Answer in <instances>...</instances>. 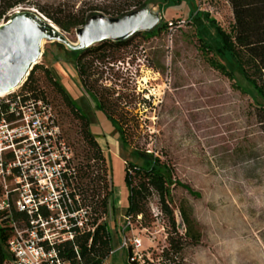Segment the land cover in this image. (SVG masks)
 Returning a JSON list of instances; mask_svg holds the SVG:
<instances>
[{
    "label": "rangeland",
    "instance_id": "374dc122",
    "mask_svg": "<svg viewBox=\"0 0 264 264\" xmlns=\"http://www.w3.org/2000/svg\"><path fill=\"white\" fill-rule=\"evenodd\" d=\"M112 1L35 0L55 14L60 4L66 3V11L76 12ZM149 3L161 11L159 26L150 33H138L132 44L119 52L117 61L103 67L102 82L115 90L113 98L118 94L128 96V103L122 101L120 106L129 118L136 117L142 123L137 131L131 130L134 146L160 156L172 167L174 178L192 188L195 195L181 186L171 187L170 207L178 235L170 220L159 213V199L154 193L147 199L146 220L142 224L133 222L126 229L127 154L121 152L114 131L105 134L100 128L92 129L111 168L114 187L115 215L108 219L114 253L105 264H132L128 248L133 250L134 238L142 240L139 254L150 264H264V131L258 108L249 94L212 67L213 59L224 63L214 51V30L205 18L195 16L196 11L207 14L209 21L229 33L234 25L232 6L227 0H191L180 8H171L168 0ZM175 19L189 22L172 30L163 27ZM159 27L163 28L157 31ZM66 35L77 41L75 29ZM42 52L37 65L48 68L82 112L99 122L102 114L86 96L74 62L61 46L45 43ZM34 78L45 100H28L18 109L16 105L18 113L12 125L0 131V141L8 133L26 138L5 151L12 150L16 165L33 182L19 184L12 173L4 171L0 183L11 192L13 205L19 199L28 202L30 189H34L41 203L48 202L52 208L49 223L35 222L33 234L21 222L14 225V237L26 250L19 264H37V252L31 247L32 242L40 241L37 231L44 235L41 241L63 240L70 237L63 233L70 227L66 216H84L83 211L69 213L74 205L66 193L71 190L59 173L66 162L71 160L72 166L84 164L91 154L81 122L61 94L40 69ZM26 95L22 85L3 100L13 103ZM38 134L44 138L41 145L35 139ZM77 200L80 203L79 197ZM182 204L192 208L201 234L198 244L185 237L179 213ZM30 205L34 208V203ZM170 236L178 242L177 252L169 251ZM124 240L128 247L123 245ZM163 252H168L167 258ZM40 258L43 264H50Z\"/></svg>",
    "mask_w": 264,
    "mask_h": 264
},
{
    "label": "trees",
    "instance_id": "16d2710c",
    "mask_svg": "<svg viewBox=\"0 0 264 264\" xmlns=\"http://www.w3.org/2000/svg\"><path fill=\"white\" fill-rule=\"evenodd\" d=\"M115 1V2H114ZM152 0H113L108 5H91L88 8L79 9L76 12L70 9L66 11L67 4H60L58 11L51 13L35 0H0V23L8 20L9 15L16 9L33 7L46 18L50 19L60 29L71 32L85 24L86 20L97 13H103L111 17H120L124 14L145 7ZM172 2L171 8H180L183 2L191 0H168ZM233 10L234 25L231 32H226L213 21L208 20V15L199 11L195 12L198 18H205L214 30L213 43L216 55L224 61L211 60L214 69L234 81L238 88L249 94L257 105L260 123L264 131V0H227ZM179 19H175L176 21ZM172 21V20H171ZM163 27L167 28V23ZM163 27H159L160 31ZM135 34L124 42L104 41L85 51L69 52L61 46L71 61L74 62L76 73L87 97L95 107L110 122L114 132L118 135L121 152L127 154L124 166V182L127 188V207L125 212L126 229L127 219L130 226L133 222L142 224L147 218V199L154 193L159 199L160 212L171 223L172 230L178 235L172 203L171 187L181 186L189 193L195 195L192 188L182 184L174 178L172 167L153 152L134 146L131 130L137 131L142 123L136 118H129L122 101L126 102L128 96L118 94L113 98L115 90L104 86L103 67L118 60L120 51L128 48ZM210 47V46H209ZM41 70L48 82L61 94L67 106L75 113L82 125L83 135L87 146L91 150L90 157L84 164L72 166L71 160L59 173L64 184L71 191L66 196L73 202L69 213L84 212L81 217L66 216L70 223L67 233L70 237L56 242L43 241L40 245L45 251H53L56 257L65 264H105L114 253L112 246L113 234L108 223L111 215H115L114 187L111 168L108 165L101 144L91 129L90 118L82 112L74 100L65 91L63 86L52 77L51 71L45 66H35L27 81L23 84V90L27 95L22 96V102L28 100H45L39 90L34 75ZM9 104H3L0 109V119L11 121L15 118V111L10 112ZM40 144L44 141L37 138ZM15 161L12 152L4 156V166ZM13 175L20 176L21 169H12ZM3 188L0 186V196ZM64 197V196H63ZM79 197V200H77ZM61 200H58L59 203ZM60 207L59 204H57ZM38 212L30 216L25 211L18 210L13 203L8 212L0 213V264H9L13 261V254L9 249V241L14 237V225L23 223L30 230L31 222L39 219L50 221L51 211L47 205H39ZM180 216L185 225V237L198 244L201 234L197 230V223L192 218V208L182 204L179 207ZM158 220V216L155 217ZM81 224L82 226H79ZM42 233L39 234L42 237ZM169 251L177 252V241L171 236L168 238ZM168 251V252H169ZM163 252V257L168 256ZM131 248H128V259L132 258ZM132 264H150L149 259L143 262L133 261Z\"/></svg>",
    "mask_w": 264,
    "mask_h": 264
},
{
    "label": "water",
    "instance_id": "95a60500",
    "mask_svg": "<svg viewBox=\"0 0 264 264\" xmlns=\"http://www.w3.org/2000/svg\"><path fill=\"white\" fill-rule=\"evenodd\" d=\"M162 20L153 4L120 17L90 16L76 28V42L50 19L33 8H20L0 23V94H11L28 79L42 57L45 43H58L69 52L85 51L104 41L124 42L138 33H150Z\"/></svg>",
    "mask_w": 264,
    "mask_h": 264
},
{
    "label": "built area",
    "instance_id": "2783aa9c",
    "mask_svg": "<svg viewBox=\"0 0 264 264\" xmlns=\"http://www.w3.org/2000/svg\"><path fill=\"white\" fill-rule=\"evenodd\" d=\"M20 9V8H19ZM16 9V10H19ZM15 10V11H16ZM189 21L184 20V19H179L176 21H168L167 22V28L169 30H172L174 28H180L183 27L184 25H186ZM13 94V93H11ZM10 95V94H8ZM4 97H0V109H2L3 104H9L11 107V111L13 112L15 111V113H18L15 106L18 105L17 109L19 108V106L22 107L23 103L21 98H17L18 100H15L13 103H11L10 101H4L3 100ZM12 121H8L3 117L0 119V131H3L4 128L6 127V129H9V126L12 125ZM8 131V130H7ZM38 137H41L44 141V138L38 134L36 135V140L38 141ZM26 138L20 137V138H14L12 137L9 133L8 136H6V138L3 141H0V177L4 178L3 173L4 171L8 172V173H12V169L13 168H20L21 169V175L20 176H16V175H12L15 176V179L18 180L19 184L23 183V182H27V185H30V183L32 184V178H29L26 176L24 170H22V168L20 167V165H16V160L13 161L12 163L8 164L6 167L4 166V156L6 153L9 152H5L9 149H11V145L14 146V144H17L19 146V143L23 140H25ZM40 144V143H39ZM41 145V144H40ZM12 152V150L10 151ZM13 153V152H12ZM20 163V162H18ZM1 181V178H0ZM0 186L3 188V192L0 196V213L2 212H8L11 209V192L8 190V188L5 185H2L0 183ZM19 186L16 188L18 190ZM31 191V198H28V202L24 201V200H18L17 203L15 204V207L20 210V211H25L27 212L30 216H33L35 213L38 212V207L39 205H47L48 209H52L51 205L48 204V202H42L41 200L38 199V194L35 192V190L30 189ZM34 194V195H33ZM58 201V200H57ZM31 203H34V208L30 205ZM58 203V202H57ZM161 214V212H159ZM159 214H157L156 216H158ZM73 217V216H72ZM35 222L37 223L36 225H39L40 222L41 223H46L48 224V221H45L43 219H41L39 217V219L37 220H33L31 222L32 228L30 230H28L29 233L33 234L36 230V226H35ZM127 225L130 226V220L127 219ZM15 229V226H14ZM42 233L37 231V235H38V239H40L39 242L35 243L32 242V248L37 252L38 255V260H37V264H43L40 257H43L44 259H48L50 261V264H65L63 262H61L57 257L56 254L53 251H45V249L43 248V246L40 245L41 239H43L44 235H42V237L39 236V234ZM43 234V233H42ZM45 241V240H44ZM51 243V242H50ZM123 245L128 247V242L126 240H124ZM131 246L133 247L132 250V258H131V262L133 261H139V262H143L141 255L139 254L140 248L142 246V240L138 239V238H134L133 241L131 242ZM9 249L10 252L13 254V261H11V264H19L21 260L24 259V256L26 255V250L20 245V240L17 237H13L10 241H9ZM41 262H38L40 261Z\"/></svg>",
    "mask_w": 264,
    "mask_h": 264
},
{
    "label": "crops",
    "instance_id": "0c3cea01",
    "mask_svg": "<svg viewBox=\"0 0 264 264\" xmlns=\"http://www.w3.org/2000/svg\"><path fill=\"white\" fill-rule=\"evenodd\" d=\"M101 117H102L101 119L99 118V122L91 120V129L100 128V130H102V132H104L105 134H110L111 132L114 131L112 126L110 125V122L106 119V117L103 114Z\"/></svg>",
    "mask_w": 264,
    "mask_h": 264
},
{
    "label": "bare ground",
    "instance_id": "6f19581e",
    "mask_svg": "<svg viewBox=\"0 0 264 264\" xmlns=\"http://www.w3.org/2000/svg\"><path fill=\"white\" fill-rule=\"evenodd\" d=\"M20 87H18V88H16V89H14L11 93H14L17 89H19ZM8 94H0V97H5V96H7Z\"/></svg>",
    "mask_w": 264,
    "mask_h": 264
}]
</instances>
